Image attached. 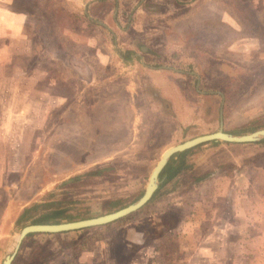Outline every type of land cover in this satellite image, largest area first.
<instances>
[{
  "label": "rangeland",
  "instance_id": "rangeland-1",
  "mask_svg": "<svg viewBox=\"0 0 264 264\" xmlns=\"http://www.w3.org/2000/svg\"><path fill=\"white\" fill-rule=\"evenodd\" d=\"M91 1L0 0V264L41 215L136 201L168 148L264 128V25L248 0ZM215 6L239 15L256 48L229 47L230 29L204 14ZM7 10L25 14L20 32ZM129 49L138 59L124 62ZM221 143L196 146L139 210L31 234L12 264H264V143L244 159Z\"/></svg>",
  "mask_w": 264,
  "mask_h": 264
},
{
  "label": "water",
  "instance_id": "water-1",
  "mask_svg": "<svg viewBox=\"0 0 264 264\" xmlns=\"http://www.w3.org/2000/svg\"><path fill=\"white\" fill-rule=\"evenodd\" d=\"M101 22V21H100ZM103 23V22H102ZM199 85V83H198ZM222 94V93H221ZM223 95V94H222ZM224 104V101L222 102ZM222 113V111H221ZM264 139V128L255 130L247 134H239L234 132H227L221 127L218 131L197 136L195 138L184 141L180 144L174 145L163 152L161 158L152 170L149 181L147 183L144 194L133 203L120 208L114 212L80 220H73L60 223H31L22 228L17 236L12 253L8 254L3 261V264H12L23 240L34 233H60L67 231H75L83 228L104 225L123 218L151 201L155 192L160 187L163 180L160 175L165 166L170 161L171 157L177 153H182L188 149L194 148L198 145L208 143L211 141H222L228 143H258Z\"/></svg>",
  "mask_w": 264,
  "mask_h": 264
},
{
  "label": "crops",
  "instance_id": "crops-1",
  "mask_svg": "<svg viewBox=\"0 0 264 264\" xmlns=\"http://www.w3.org/2000/svg\"><path fill=\"white\" fill-rule=\"evenodd\" d=\"M91 2H100L99 0H92ZM248 2L250 3L252 10L256 12V16L258 18V22H260V24L263 26L264 25V0H248ZM221 7V6H220ZM219 6H215V8L212 10H209V8H206L204 11V14L207 15L210 18H213L215 21H217V23L219 24V26L223 27H227L230 29V36L234 37L237 39V41L234 43L232 42L229 47L231 49L234 50H239V49H244V47H249V48H256V45L259 44V40L255 37H251V38H246L245 37V24L242 23L239 20V15H237V13H234V10L232 9H227L224 7L220 8ZM3 14V13H2ZM6 14L7 19L10 20V24L8 26H10L15 33L20 32L21 27L23 25H21L20 23L23 22V20L25 19V14L23 13H12L10 10H7L6 12H4V15ZM102 23V22H101ZM255 33V32H253ZM252 35H256L253 34ZM239 42H240V47L239 46ZM146 49V48H145ZM149 66V65H147ZM154 69H157L156 67L150 66ZM150 83L155 86L157 89H160V87L163 83V81H159L157 79V76L153 75L152 79H149ZM166 82V81H164ZM234 144V145H233ZM256 143H221L219 144L218 150L221 151H226V150H232V151H245L247 150V153H243V159L244 158H248V156H253V154L256 152H261L260 150V145H253ZM239 146V147H237ZM247 146V147H246ZM249 146V147H248ZM248 151L250 153H248ZM263 152V151H262ZM261 152V153H262ZM260 154V153H257ZM264 155V154H263Z\"/></svg>",
  "mask_w": 264,
  "mask_h": 264
},
{
  "label": "trees",
  "instance_id": "trees-1",
  "mask_svg": "<svg viewBox=\"0 0 264 264\" xmlns=\"http://www.w3.org/2000/svg\"><path fill=\"white\" fill-rule=\"evenodd\" d=\"M259 143H264V139L261 140ZM194 148L188 149V150H186V151H184L182 153H177V154H175V155H173L171 157L170 161L168 162V164L165 166V168L161 172L160 177L163 180V182L161 183V185L158 188V190L155 192L153 198L157 195V193L159 192V190L162 188V186L165 183H167L168 181L173 179L177 174L181 173L183 170L188 169L189 165H188L187 161L185 160V157L187 156V154L192 152V150ZM178 161H181V163L177 164ZM103 171H105V169H100V170H97V171H94V172H89L87 175H99ZM77 179H78V177H77ZM202 179H203L202 177L198 178V180H202ZM39 206H41V205L34 204L31 207L25 208V210L23 211V213L19 217V221L25 220V217H26L27 213L29 211H31L32 209H34V208H38ZM58 214H59L58 211H55L54 213H49V214L46 213L45 215H41L40 218L34 220L33 222L34 223H51L50 222L51 218L56 217ZM54 215H56V216H54ZM54 223H60V222L56 221Z\"/></svg>",
  "mask_w": 264,
  "mask_h": 264
},
{
  "label": "flooded vegetation",
  "instance_id": "flooded-vegetation-1",
  "mask_svg": "<svg viewBox=\"0 0 264 264\" xmlns=\"http://www.w3.org/2000/svg\"><path fill=\"white\" fill-rule=\"evenodd\" d=\"M133 49H129L128 51L126 52H121L120 53V56H121V59L124 61V62H130L132 60H136L138 59V53L136 52V50H133ZM141 62H143V58H141Z\"/></svg>",
  "mask_w": 264,
  "mask_h": 264
}]
</instances>
